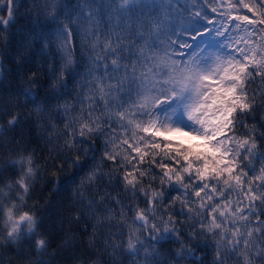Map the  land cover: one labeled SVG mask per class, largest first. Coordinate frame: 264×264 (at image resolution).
Instances as JSON below:
<instances>
[{
  "label": "snow or ice",
  "instance_id": "6c2138e0",
  "mask_svg": "<svg viewBox=\"0 0 264 264\" xmlns=\"http://www.w3.org/2000/svg\"><path fill=\"white\" fill-rule=\"evenodd\" d=\"M21 6L0 0V29ZM26 11L41 22L43 64L26 43L11 72L0 56V76L21 81L0 93V142L26 124L45 147L24 132L0 143V264H51L41 180L75 185L59 245L73 264H264V0H31Z\"/></svg>",
  "mask_w": 264,
  "mask_h": 264
},
{
  "label": "trees",
  "instance_id": "16d2710c",
  "mask_svg": "<svg viewBox=\"0 0 264 264\" xmlns=\"http://www.w3.org/2000/svg\"><path fill=\"white\" fill-rule=\"evenodd\" d=\"M65 3L75 4L77 0H64ZM18 3L22 6L19 7V15L17 19L14 21L13 25L8 27V31L4 32L0 29V56H2L3 63L7 65L8 71L11 72L14 68L12 59L16 56V50L21 47L22 43L28 44V48L25 49L26 55H31L33 50L36 51L37 56L36 59L40 64H43V60L40 59V45L38 41L35 39L36 32L31 31L35 28L39 31L40 23L36 19L35 14L29 15L26 11L28 7L31 6V0H18ZM3 15V13H0ZM7 37V40L3 38ZM7 75V73H5ZM0 81H3L4 87H0V93H3L5 87L15 88L21 84L20 79L17 77L13 79L9 77L6 81L2 76H0ZM11 99L15 102L14 96H6L5 100ZM21 101L23 97L20 98ZM33 105H28L26 108L20 109L25 116L27 117L28 113L31 112ZM6 121L4 118H0V124H4ZM59 123V122H57ZM24 132L25 141L23 143H27L31 141L30 146L36 147L39 151L41 148H44V141L38 139V135L40 134L37 129L29 128L26 124H22L20 128L15 129L12 132H7L4 135V141L6 142L9 138L15 137L19 139V134ZM0 142V143H3ZM2 162V161H0ZM66 177L61 174V179H65ZM78 182V181H77ZM43 186V187H42ZM75 185L69 184L67 189L63 192H53V185L45 184L44 180H41L39 184H37L36 193H34V199L39 204V208L37 209V214L43 217L44 219V228L50 232L52 237L54 238V243L49 248L47 253L40 254L42 258L50 260L51 264H73L71 260V253L67 248L61 247L64 243V240L68 239V236L65 235L69 232V224L66 222L65 217L68 215V207L70 196V192L68 189L73 188ZM42 193L43 198H38V196ZM30 203L32 201H29ZM76 247H79V233H76ZM63 237V239H62ZM24 246L28 249L29 259H34L36 257V253L29 247V242L25 241ZM167 245H165L164 251L167 250ZM172 247H179V245H172ZM15 253L11 250H7V255L5 256V261L9 258L13 257ZM199 255V253H198ZM118 259H123V257H118ZM132 257L124 260V264H132ZM17 264H23L22 261H18Z\"/></svg>",
  "mask_w": 264,
  "mask_h": 264
}]
</instances>
